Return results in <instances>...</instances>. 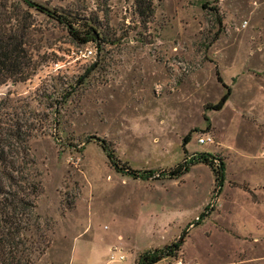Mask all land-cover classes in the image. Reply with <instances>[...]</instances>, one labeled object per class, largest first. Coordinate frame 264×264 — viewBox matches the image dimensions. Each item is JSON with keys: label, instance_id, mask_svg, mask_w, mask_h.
<instances>
[{"label": "rangeland", "instance_id": "obj_1", "mask_svg": "<svg viewBox=\"0 0 264 264\" xmlns=\"http://www.w3.org/2000/svg\"><path fill=\"white\" fill-rule=\"evenodd\" d=\"M14 1L38 66L0 85V125L30 133L16 157L40 187L35 264H148L156 249L162 264H264V240H249L264 238V0H153L147 23L135 0H30L52 14ZM201 153L213 168L171 177Z\"/></svg>", "mask_w": 264, "mask_h": 264}, {"label": "trees", "instance_id": "obj_2", "mask_svg": "<svg viewBox=\"0 0 264 264\" xmlns=\"http://www.w3.org/2000/svg\"><path fill=\"white\" fill-rule=\"evenodd\" d=\"M22 1L52 14L50 10L34 4L30 0H18L17 2ZM14 2V0H0V85L8 80L18 82L29 79L38 66L27 47L31 34L29 15ZM135 2L138 14L147 23L149 17L154 14V1L135 0ZM9 7L14 11H8ZM221 22L222 20L219 18V23ZM92 31L94 28L90 26L89 29L83 31L84 35L80 36V31L72 24L69 25L70 34L81 43L94 40ZM101 46L97 45L98 50H101ZM219 79L221 80V78ZM230 91L229 88L213 108L221 109L227 102ZM28 126L31 128V125ZM22 127L21 123L5 129L0 125V194L2 196V200H0V264H35L33 256L35 245L28 243L26 234L32 228L31 217L34 215L36 206L32 196L39 193L40 187L35 180H30L29 177L22 175L25 172V166L16 157L19 154H28L25 142L30 133L23 131ZM102 142L110 161L119 168L114 149L110 148L105 140ZM189 142L190 135L188 134L184 138V144ZM210 156L209 153H201L198 159L180 163L171 170V177H180L187 173L190 166L196 162H205L213 168V160ZM128 169L127 172H134L132 169ZM183 241L184 239L181 238L167 248L175 252L180 249ZM36 248H39V245ZM162 254L163 249H156L154 252L144 253L141 258L148 264H154L163 258Z\"/></svg>", "mask_w": 264, "mask_h": 264}, {"label": "crops", "instance_id": "obj_3", "mask_svg": "<svg viewBox=\"0 0 264 264\" xmlns=\"http://www.w3.org/2000/svg\"><path fill=\"white\" fill-rule=\"evenodd\" d=\"M249 194V193H248ZM254 205H258L259 203H257V202H255V201H251ZM258 206H260V205H258ZM253 221H257L256 223H257V225H256V230H260L261 232H264V223H259V222H261L260 221V219H254ZM252 221V222H253ZM244 227H248L247 229V233L250 231V232H253L250 228H249V226H248V224L246 225V222H245V224H244ZM246 231V230H245ZM245 232H243V234H244ZM236 239H249V238H236ZM249 240H252L253 241V243L255 244V242H258L259 240H264V238L263 237H260V236H254V238L253 239H249ZM246 243V242H245ZM249 243V242H248ZM112 254H113V256H112ZM120 254H124L123 253V251L122 250H120L118 253L117 252H111L110 253V257H111V259L112 260H114V259H117V260H123V259H125L126 257H125V254H124V258L123 259H120L119 258V255ZM180 260H182V259H180ZM179 261V260H178ZM182 262H183V260H182Z\"/></svg>", "mask_w": 264, "mask_h": 264}, {"label": "built area", "instance_id": "obj_4", "mask_svg": "<svg viewBox=\"0 0 264 264\" xmlns=\"http://www.w3.org/2000/svg\"><path fill=\"white\" fill-rule=\"evenodd\" d=\"M95 52H96L95 49H89L85 54L88 55V56H91V55L95 54ZM211 141H212V137L208 136V135H203V136H200L198 138V142L201 143V144L208 143V142H211ZM112 256H113V254H112ZM119 258L123 259L124 258V254H120ZM154 264H162V263H160L158 261V262H156ZM174 264H182V260L176 261Z\"/></svg>", "mask_w": 264, "mask_h": 264}, {"label": "water", "instance_id": "obj_5", "mask_svg": "<svg viewBox=\"0 0 264 264\" xmlns=\"http://www.w3.org/2000/svg\"><path fill=\"white\" fill-rule=\"evenodd\" d=\"M96 35H97V34H96ZM97 37H98V35H97ZM96 64H97V61H95V62L93 63V65L90 67V69H89L86 73H84V75L81 77V79L84 78V77H86V76L88 75V73H89L92 69H94V67L96 66ZM81 79L78 81V83H80ZM220 169H221V172H220V180H219V184L222 185V183H223V181H224V170H223L222 165H220Z\"/></svg>", "mask_w": 264, "mask_h": 264}]
</instances>
